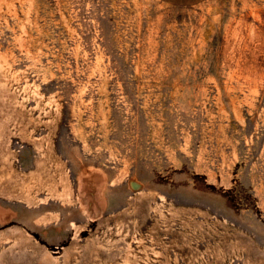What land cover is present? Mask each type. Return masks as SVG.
Here are the masks:
<instances>
[{
	"label": "rangeland",
	"instance_id": "374dc122",
	"mask_svg": "<svg viewBox=\"0 0 264 264\" xmlns=\"http://www.w3.org/2000/svg\"><path fill=\"white\" fill-rule=\"evenodd\" d=\"M0 264H264V0H0Z\"/></svg>",
	"mask_w": 264,
	"mask_h": 264
}]
</instances>
